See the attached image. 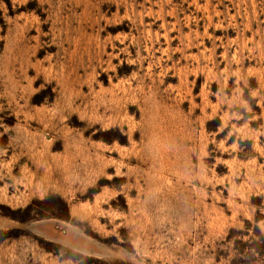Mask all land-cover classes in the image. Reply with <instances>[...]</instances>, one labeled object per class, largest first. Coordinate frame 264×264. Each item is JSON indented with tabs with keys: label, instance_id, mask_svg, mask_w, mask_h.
I'll return each mask as SVG.
<instances>
[{
	"label": "rangeland",
	"instance_id": "1",
	"mask_svg": "<svg viewBox=\"0 0 264 264\" xmlns=\"http://www.w3.org/2000/svg\"><path fill=\"white\" fill-rule=\"evenodd\" d=\"M0 264H264V0H0Z\"/></svg>",
	"mask_w": 264,
	"mask_h": 264
}]
</instances>
